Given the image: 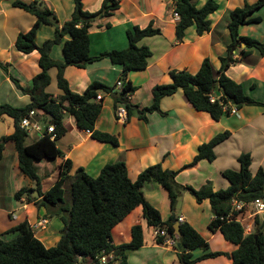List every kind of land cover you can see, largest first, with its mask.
Listing matches in <instances>:
<instances>
[{
	"label": "crops",
	"instance_id": "crops-1",
	"mask_svg": "<svg viewBox=\"0 0 264 264\" xmlns=\"http://www.w3.org/2000/svg\"><path fill=\"white\" fill-rule=\"evenodd\" d=\"M15 0H0V63L9 69L7 74L0 67V104H10L23 108L32 102L30 95L25 94L13 83L10 74L19 80L22 87L30 89L33 79L41 73L39 64L40 54L35 51L24 54L15 48V41L20 32H26L34 25L36 18L28 12L15 8ZM30 2L32 0H23ZM42 1V0H38ZM53 10L60 25L69 21L75 10L74 0H43ZM104 0H83L85 11H98ZM208 0H192L198 7H203ZM258 0H216L219 10L210 16L212 29L199 36L195 27H190L183 41L176 40V25L173 0H120V8L110 18L97 20L90 28L91 54L97 56L106 51L125 50L129 46L128 29L134 26L146 27L151 21L162 28L160 35L145 37L138 46L148 47L152 56L148 59L147 69L131 72L129 79L137 87V91L128 97L130 103L140 108L149 107L153 103V89L157 85H167L173 82L170 71H188L196 74L205 59H210L214 75L218 77L222 68L221 58L226 54L231 42L228 29L229 13L245 4H254ZM264 7L254 16L262 17L258 24L242 25L239 34L251 37L264 43ZM55 27L41 25L36 42L42 46L46 41L55 38ZM70 39L65 36L62 43L53 46L51 58L63 61L64 43ZM243 48V45L242 47ZM241 48L233 52L234 59H239ZM227 76L238 84H242L247 94L264 103V57L256 53L243 58L237 64H232L226 71ZM58 70H50L51 84L47 92L60 99L62 91L58 87ZM71 90L83 94L94 82L110 88L122 78V68L110 59L89 64L80 69L69 66L65 70ZM120 92L119 90H117ZM103 100L102 112L97 119L95 130L108 133L118 140V145L96 140L92 134L80 130L73 117L65 119L66 134L57 145L63 152L64 158L54 161L44 160L38 163V174L41 178L43 193L47 192L57 182L60 166L63 161L70 160L73 164L71 175L79 168L92 177H98L102 169L119 161L125 162L132 181L147 168L162 164L165 169H180L192 162L199 147L210 142L217 135L230 132L228 140L216 147V159L200 161L195 167L182 170L176 177L178 184L200 189L208 182H213L215 190L226 189L229 186L224 178L226 170H239V157L243 153L252 156L251 171L256 173L264 168V107L246 106L237 114H226L221 120L214 121L206 112L197 111L182 93L166 97L161 102L159 112L147 114V120L139 117L134 109L126 123L116 118V102L113 93L98 91ZM36 113V112H35ZM43 128L40 116L31 120ZM15 131V121L9 116L0 118V139L10 136ZM42 136V130L33 129L29 132L27 144H32ZM23 187H35L34 183L24 176L19 167V158L15 143L10 141L5 145L3 159L0 161V235L13 239L16 234L8 233L13 227L25 220L34 228L36 237L48 248L54 247L61 239L64 228L63 222L46 217L47 210L39 209L38 201H30L27 196L20 200L16 192ZM147 201L160 211L162 220L169 222L174 218L179 223L190 224L209 243V250L193 251V258H199L208 252H224L232 254L238 245L227 241L218 230L209 228L214 216L208 200L198 203L189 192L181 197V208L175 210L168 191L157 182H148L143 187ZM32 199H41L34 192ZM260 220L264 215H259ZM47 221L45 227L38 223ZM180 224V223H179ZM136 225L143 227L144 245L138 249L127 250L128 264H180L177 243H159L155 237V228L148 225L141 207L133 210L112 232L115 246L129 244L132 240V228ZM252 233L256 228V220L252 221ZM246 234H249L246 231ZM196 264H233L227 256L206 259Z\"/></svg>",
	"mask_w": 264,
	"mask_h": 264
},
{
	"label": "trees",
	"instance_id": "trees-1",
	"mask_svg": "<svg viewBox=\"0 0 264 264\" xmlns=\"http://www.w3.org/2000/svg\"><path fill=\"white\" fill-rule=\"evenodd\" d=\"M74 1L75 10L72 18L63 25H60L56 13L43 0L13 2L15 8H20L36 18L30 30L19 33L15 48L24 54L37 51L40 54L39 64L42 71L33 79L30 89L22 87L19 80L10 74L13 83L22 92L30 95L32 102L23 108L0 104V118L6 115L15 121L14 133L0 139V161L3 159L5 145L10 141L14 142L20 171L35 186L21 188L16 192V198L20 200L23 196H27L30 201H38L39 209L44 207L47 210L46 217L60 219L64 228L58 244L48 248L36 237L35 230L28 221L21 222L8 231L16 234L13 239L6 241L0 235V264H101L99 259L111 253L113 257L107 264H128L127 250L138 249L144 245L143 227L134 226L131 242L120 247L113 244L112 232L138 207L142 208L143 216L149 226L166 229L176 243L181 244L180 249L176 248L180 264H196L220 256L230 257L233 264H264V229L260 230L264 219L260 220L257 217L256 228L249 234H246L244 225L228 220L234 201L251 203L257 199L264 200V168L261 167L256 173L251 171V154L240 155L239 170L223 172L224 178L229 183L226 189L215 190L211 181L200 189L183 186L176 181L182 170L193 168L202 160L214 162L216 147L230 138V132L221 133L210 142L201 145L192 162L180 169H165L162 164H157L144 170L136 181L129 178L127 166L123 161L106 165L98 177H92L83 168H79L74 175H71L73 164L70 160H65L60 166L57 182L45 193L42 191L41 178L38 174L39 162L64 158L57 143L67 132L65 128L67 117H73L80 130H90L96 140L118 145L116 137L95 130L103 108L102 101H96L98 91L112 93L115 87L110 88L94 82L83 94L75 93L65 78V70L69 66L84 69L89 64L105 58L120 66L124 87L121 92L113 93L116 107L119 104L125 105L129 115L136 109L143 120H147V114L154 112L166 115L161 109L162 100L179 92L197 111L208 113L214 121L231 114L234 108L239 110L246 106L264 107V103L249 96L242 84L236 83L226 74L232 64L239 63L241 59L252 53L264 57L263 42L239 34L240 26L263 21L262 17L254 14L264 7V0L245 4L244 7L230 11L228 29L231 42L226 54L221 58L222 68L218 77L214 75L208 58L203 61L196 74L186 70H171L170 76L173 82L155 86L153 103L144 108L132 105L128 99L137 91L129 76L131 72L146 70L148 59L152 56V51L148 47L138 46L139 41L145 37L162 34V28L155 26L154 21L146 27L134 26L127 31L129 41L127 49L106 51L93 56L90 28L97 20L112 17L120 8V0H104L101 8L96 12L85 11L83 0ZM173 2L174 13L180 16L176 25L177 41L184 40L185 33L190 27H195L199 36L211 31L210 16L220 7L216 0H208L201 8H198L192 0H173ZM41 25H51L55 27L56 32L54 39L39 46L36 37ZM65 36H70V39L64 43V60L55 61L51 58V50L53 46L61 44ZM243 43L246 44V48H241ZM238 48H241L240 58L234 59L233 52ZM0 67L9 74L6 65L0 63ZM52 68L58 70V87L63 94L59 100L47 92L51 84ZM218 92L220 95H217ZM212 98H215L214 102L211 101ZM32 111L40 116V122L43 124L42 136L32 144H27L29 132L22 128L21 121L30 117ZM52 125L55 126V132L49 133L48 128ZM53 135L55 139H52ZM148 182H157L163 186L169 193L172 205L185 192L191 193L198 203L208 200L214 216L209 224L210 230L213 232L219 230L227 241L238 245V249L232 254L208 252L194 259L193 251L197 249L207 251L210 248L209 243L186 222L180 224L181 236L178 240L172 220L164 222L160 211L147 201L143 187ZM34 192L40 194V200L32 199L31 194ZM157 240L159 243L164 242L162 237Z\"/></svg>",
	"mask_w": 264,
	"mask_h": 264
},
{
	"label": "built area",
	"instance_id": "built-area-1",
	"mask_svg": "<svg viewBox=\"0 0 264 264\" xmlns=\"http://www.w3.org/2000/svg\"><path fill=\"white\" fill-rule=\"evenodd\" d=\"M174 17L179 20L180 16L178 13H174ZM124 87V83L122 80H119L116 82L115 84V90L112 92L114 93L115 91L119 90L120 92L123 90ZM103 98L101 95H98L96 98V101L100 102L102 101ZM212 102L215 101V98L211 99ZM238 110L236 108H234L231 112V114H237ZM36 115V113L34 111H32L30 113V117L28 118H24L21 121V126L22 128L26 129L28 132H30L33 129H37V130H42L41 126L37 123H32L31 119ZM116 118L118 121L126 123L129 119V113H128V109L125 105L123 104H119L116 107ZM48 132L49 133H54L55 132V126L52 125L48 128ZM88 134H92V132L90 130L86 131ZM52 139H55V135H53ZM259 215H264V200L263 199H257L251 203H245V202H239V201H234L232 203V209L228 215V220L231 222H239L242 225H244L246 231L248 233L251 232V229L253 228L252 226V221H255L256 218ZM179 223H184V218L180 217L179 218ZM47 224V221H43L41 223H38V227H45V225ZM155 237L159 238L162 237L164 238V242L168 243V244H172L175 245L176 241L174 240V238L172 236H170L167 232L166 229H156L155 230ZM113 257V253L109 254V255H104L102 256L99 261L101 264H107L108 261H110V259H112ZM81 264V263H79Z\"/></svg>",
	"mask_w": 264,
	"mask_h": 264
},
{
	"label": "water",
	"instance_id": "water-1",
	"mask_svg": "<svg viewBox=\"0 0 264 264\" xmlns=\"http://www.w3.org/2000/svg\"><path fill=\"white\" fill-rule=\"evenodd\" d=\"M242 45H243V48H246V44L245 43H243ZM217 95H220V92H218ZM35 193L37 194L38 197L40 196V194L38 192H35ZM177 204H178V207L175 206L174 207L175 210H179L181 208V199L180 198L177 199L175 205H177ZM174 228H175V232H176V238L179 240L180 239V236H181L180 224L177 222V220L175 218H174ZM263 229H264V222H263L260 230H263ZM256 238H257V235H256ZM177 248L178 249L181 248V244L179 242L177 243Z\"/></svg>",
	"mask_w": 264,
	"mask_h": 264
},
{
	"label": "rangeland",
	"instance_id": "rangeland-1",
	"mask_svg": "<svg viewBox=\"0 0 264 264\" xmlns=\"http://www.w3.org/2000/svg\"><path fill=\"white\" fill-rule=\"evenodd\" d=\"M262 14H263V16H264V12H263ZM115 84H116V83H115ZM55 221H57V220L55 219ZM7 238H8V237H6V236L4 237V239H6V240H7Z\"/></svg>",
	"mask_w": 264,
	"mask_h": 264
}]
</instances>
